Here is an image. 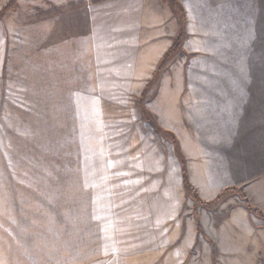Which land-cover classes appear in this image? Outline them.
<instances>
[{
    "label": "rangeland",
    "instance_id": "1",
    "mask_svg": "<svg viewBox=\"0 0 264 264\" xmlns=\"http://www.w3.org/2000/svg\"><path fill=\"white\" fill-rule=\"evenodd\" d=\"M177 1L176 44L168 0L2 10L0 264H203L168 241L212 202L141 107L201 153L199 178L227 175L221 153L264 178V0Z\"/></svg>",
    "mask_w": 264,
    "mask_h": 264
},
{
    "label": "crops",
    "instance_id": "2",
    "mask_svg": "<svg viewBox=\"0 0 264 264\" xmlns=\"http://www.w3.org/2000/svg\"><path fill=\"white\" fill-rule=\"evenodd\" d=\"M9 2L10 0H0V13L8 7ZM51 2L56 11L54 17L71 12L68 11L69 2L76 6L72 9V13L80 8L84 10L85 6V0H51ZM59 7L66 8L61 10ZM12 27L16 28L6 24L7 30H12ZM171 133L178 141L184 156L189 183L200 199L212 202L209 207L199 208L195 216L192 212L188 214V228L185 235L181 232L183 225L181 227L174 215L173 234L168 241L175 246L173 252L178 249L182 262L198 242L202 245V254L199 249L192 253L191 260L194 262L202 259L203 264H264V178L243 176L232 161H229V164L221 161L224 158L222 153L217 154L216 158L225 167L227 175L223 177L206 175L204 178H199V171H202L205 164L204 158L199 155L201 153L197 151L193 154L192 151H187L181 139L179 142L175 132ZM198 150L201 151L199 148ZM246 201L258 212L250 211ZM177 238H180V243Z\"/></svg>",
    "mask_w": 264,
    "mask_h": 264
},
{
    "label": "trees",
    "instance_id": "3",
    "mask_svg": "<svg viewBox=\"0 0 264 264\" xmlns=\"http://www.w3.org/2000/svg\"><path fill=\"white\" fill-rule=\"evenodd\" d=\"M12 2H13V0H10V2L8 3V6ZM168 2L170 4L171 8H173L174 10H176L180 13L178 15L179 16V18H178L179 19V31L176 34V39L174 42V44H176L178 39L183 37V35H184L183 30L185 28V17H184L185 14H182L181 11H183V10H182L181 5L178 3L177 0H168ZM183 13H184V11H183ZM167 53L168 52H166L164 55L166 56ZM164 55H163V57L165 58ZM163 57L161 58V62H162ZM142 108L143 107H141L140 110H141L143 117L145 119H147L148 122L152 125V127L154 128V131L157 133H161L162 135H166L167 137H169L171 139V144L173 146V153H174L175 157L177 158L179 165H180V168H181V179H182V184H183L184 190L186 193H188L192 197V199L195 202H200L199 197L196 196L197 194H196L195 190L193 189V187L191 186V184L188 181V176H187V172H186V168H185V159H184L183 154L180 150V146L178 144V141L176 140V138L174 137V135L171 132L164 131V130L160 129V127H158L155 124V122L150 118V116L148 115V112ZM246 205L250 211L258 212L256 209L251 207L247 201H246Z\"/></svg>",
    "mask_w": 264,
    "mask_h": 264
}]
</instances>
